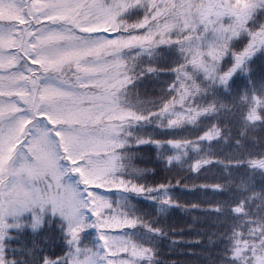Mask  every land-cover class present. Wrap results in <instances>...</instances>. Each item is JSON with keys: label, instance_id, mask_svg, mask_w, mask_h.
Returning <instances> with one entry per match:
<instances>
[{"label": "snow or ice", "instance_id": "6c2138e0", "mask_svg": "<svg viewBox=\"0 0 264 264\" xmlns=\"http://www.w3.org/2000/svg\"><path fill=\"white\" fill-rule=\"evenodd\" d=\"M0 264H264V0H0Z\"/></svg>", "mask_w": 264, "mask_h": 264}, {"label": "trees", "instance_id": "16d2710c", "mask_svg": "<svg viewBox=\"0 0 264 264\" xmlns=\"http://www.w3.org/2000/svg\"><path fill=\"white\" fill-rule=\"evenodd\" d=\"M143 152L147 156H154L155 155V153L149 149H144ZM148 166L153 167L154 165L149 164ZM184 175H186V173L180 172L178 169H173V171L171 173H165L163 171V169L157 170V176L158 177L159 176L169 177L172 179L173 184L175 183L176 179H178ZM193 182L200 184V183H206V182L211 183L212 181L211 180L205 181L204 179L196 180L194 177H191V176L189 177V179L187 181H185V183L189 184V186ZM175 195L178 197V201L181 204L193 202L195 199V196L192 193L187 192V191L182 192V191H180L179 188L176 190ZM187 219H188V217L186 216L185 213H183L179 208H175V209H172L170 211L168 218H167V223L171 226H174L176 229H180L182 227H185V223H186ZM164 251H166V249ZM165 258L166 259H176L177 257L167 256Z\"/></svg>", "mask_w": 264, "mask_h": 264}]
</instances>
